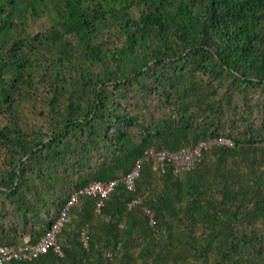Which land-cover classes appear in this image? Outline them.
I'll list each match as a JSON object with an SVG mask.
<instances>
[{
  "label": "trees",
  "instance_id": "trees-1",
  "mask_svg": "<svg viewBox=\"0 0 264 264\" xmlns=\"http://www.w3.org/2000/svg\"><path fill=\"white\" fill-rule=\"evenodd\" d=\"M64 210L6 264H264V0H0V246Z\"/></svg>",
  "mask_w": 264,
  "mask_h": 264
},
{
  "label": "built area",
  "instance_id": "built-area-1",
  "mask_svg": "<svg viewBox=\"0 0 264 264\" xmlns=\"http://www.w3.org/2000/svg\"><path fill=\"white\" fill-rule=\"evenodd\" d=\"M229 141L228 139H211L203 140L195 147H184L178 151H172L169 149L156 150L151 148L148 151V158H152L155 167L163 166L165 160L172 159L175 163V171H181L183 169H189L194 166L195 161L202 155L204 148L210 147L215 142ZM140 162L139 159L133 169L120 180L124 181L128 188L133 189L135 178L140 173ZM119 179H112L109 181L97 180L93 181L85 186L81 191L88 192L91 194H101L107 196L108 193L118 184ZM77 194H75L70 203L75 202ZM102 203L99 202L98 206ZM66 220V211L64 210L58 220L55 222L53 227L44 234L40 240L36 243H26L22 245H1L0 246V264H6L7 261L13 258L19 259H31L39 255L40 253L48 250L49 247L53 246L55 250L62 253L60 245L57 241V234L61 230ZM86 240V239H85Z\"/></svg>",
  "mask_w": 264,
  "mask_h": 264
}]
</instances>
